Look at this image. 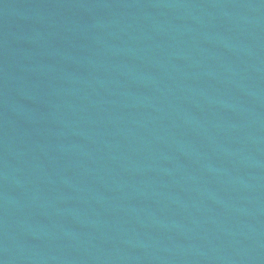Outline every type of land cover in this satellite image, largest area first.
<instances>
[{"label": "water", "instance_id": "95a60500", "mask_svg": "<svg viewBox=\"0 0 264 264\" xmlns=\"http://www.w3.org/2000/svg\"><path fill=\"white\" fill-rule=\"evenodd\" d=\"M0 264H264V0H0Z\"/></svg>", "mask_w": 264, "mask_h": 264}]
</instances>
